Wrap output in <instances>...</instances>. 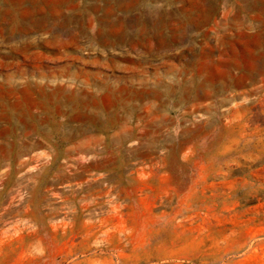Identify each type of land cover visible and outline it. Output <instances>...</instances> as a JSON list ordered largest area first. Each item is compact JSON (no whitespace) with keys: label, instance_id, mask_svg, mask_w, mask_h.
<instances>
[{"label":"rangeland","instance_id":"obj_1","mask_svg":"<svg viewBox=\"0 0 264 264\" xmlns=\"http://www.w3.org/2000/svg\"><path fill=\"white\" fill-rule=\"evenodd\" d=\"M14 1L0 95L45 105V142L0 167V264H264V0H159L136 42L88 28L116 0H66L70 32ZM132 81L146 97L111 115L104 85ZM53 89L77 104L58 114Z\"/></svg>","mask_w":264,"mask_h":264},{"label":"bare ground","instance_id":"obj_2","mask_svg":"<svg viewBox=\"0 0 264 264\" xmlns=\"http://www.w3.org/2000/svg\"><path fill=\"white\" fill-rule=\"evenodd\" d=\"M32 1L25 2V0H16L14 1V3L16 5V10H19L22 15L26 13H31L37 16V18H39V20L33 22L34 27L36 26L38 28H42L43 30H48L51 32L54 30L55 32L57 30H68L67 28H69L70 21L72 19H68L67 17L64 19L58 18L60 16L62 17V15L64 14V9L62 10V5L65 6V3L67 2L66 0H55L53 4L51 2L52 0H41L44 1V5H42L41 3L39 4L40 0ZM116 1L117 2L115 3V5L119 8L121 17H119V13H114L111 11L104 12L98 18V22L101 25V28L98 29L97 26L93 24V20L89 21L88 28L90 29V32L94 34L95 37H100L104 39L102 32L109 31L110 36L118 42L125 40H133L134 42H136L137 40L140 41L141 39H143V37H145V35L148 34L150 30H153L154 32L158 30L160 26L159 23L161 17V12L157 8L159 0H152L151 3H149L148 8H146L145 12L139 11V9H141L140 5L142 4V0ZM245 1L248 4L247 9H252L257 5V1L259 0ZM250 1H254L255 6L250 4ZM46 5L47 9L45 7ZM111 5L112 3L108 2L107 8L111 9ZM150 5H152L151 8H149ZM92 7L96 11H101V8L97 5ZM133 11L134 13L130 14ZM3 12L5 15L10 14L8 9L4 10ZM20 19L21 18H19V20ZM74 22L76 23L77 21L75 20ZM13 28L28 30L29 28H32V25H18L15 21V23L13 24ZM71 32L74 34L73 30ZM122 33H125L124 36H121ZM71 34H69V37ZM55 36L58 37L59 35L57 34ZM104 90L106 91V96L108 97L110 109H112L111 115L117 111L115 114L118 113L119 118V112H124L131 108H138L141 100L146 97V95L144 96L145 90H140L139 88H137L134 85L133 81L129 84L124 83L109 85L107 83L104 85ZM8 91L12 93L13 91L16 92V87H14V85H11L8 88ZM24 91L29 92L28 88H25ZM40 93L42 94L44 99H46V101L48 100L49 103H51V105L55 107V110L58 114L63 113L62 106L66 102L71 103V106L77 104L76 99L78 93L76 91L70 92V90L67 91L65 89L64 91L62 89H53L51 92L41 90ZM57 93H59V95H57ZM153 93L154 91H151L150 96L153 95ZM44 107L45 105L42 102L33 99L30 96H26L25 99L20 100L14 98H6L3 97V95H0V167L7 159L13 158L14 156L18 161L20 160L22 162L23 156L25 154L29 153L32 149L44 145L45 137L43 136V133L41 135H37V133L39 132L38 126L46 121L44 120V117L40 113H38L39 111H35V109ZM122 125L119 127L121 128ZM26 159L29 160V157H26ZM2 170L3 168L0 171L2 172Z\"/></svg>","mask_w":264,"mask_h":264}]
</instances>
